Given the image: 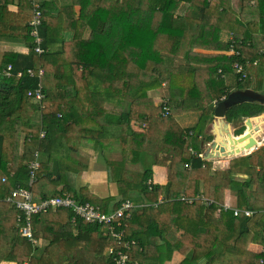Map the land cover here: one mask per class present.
<instances>
[{
    "label": "trees",
    "instance_id": "obj_1",
    "mask_svg": "<svg viewBox=\"0 0 264 264\" xmlns=\"http://www.w3.org/2000/svg\"><path fill=\"white\" fill-rule=\"evenodd\" d=\"M51 1H56V24L44 17ZM136 2L40 1L43 53L35 50L31 36L32 0L0 3V42L24 45V50L0 46V264H116L112 255L104 259L110 241L105 225L75 218L65 209L50 210L31 219L34 244L17 228L21 212L7 201L16 188L28 187L30 156L39 150L28 137L39 138L45 130L46 139L58 144L81 119L99 127L93 136L97 149L102 138H118L124 153V167L116 175L118 195L82 194L74 184V167L42 153L35 187L48 197L70 193L106 213L126 200L135 203L126 239L137 244L126 250L128 264H264V252L255 249L264 247V143L223 167L190 150H202L216 100L234 90L264 93V54L230 52L232 44L264 47V0H240L238 8L235 0ZM39 84L44 98L28 103V92ZM156 88L184 112L198 113L197 123L183 128L176 117L164 116L165 99L157 105L150 94ZM109 102L119 113L107 110ZM261 113L264 105L246 102L226 115L236 122ZM131 121L148 122L150 130L133 131ZM108 126L118 131L109 134ZM136 163L144 165L142 170L129 173L125 166ZM152 166L166 170L164 182ZM202 195L254 214L235 216L222 209L213 222L215 206L206 205L198 198ZM160 196L166 201L159 203ZM8 226L16 227L13 237L5 235Z\"/></svg>",
    "mask_w": 264,
    "mask_h": 264
},
{
    "label": "built area",
    "instance_id": "obj_2",
    "mask_svg": "<svg viewBox=\"0 0 264 264\" xmlns=\"http://www.w3.org/2000/svg\"><path fill=\"white\" fill-rule=\"evenodd\" d=\"M32 2L35 6V17L30 22L31 36L34 38L37 44L35 50L38 53H43L44 51L40 47L43 43V38L40 36L39 30L42 24L41 11L39 10L40 0H32ZM230 52H236L237 54L244 56L242 49L239 45L232 44ZM256 53L264 54V47L257 49ZM235 66L238 72L242 71V66L239 63H236ZM11 68L12 67L9 66L8 70L4 72L7 76H10ZM30 73L31 75L34 74L32 70H30ZM18 75L20 76L22 75V73H18ZM26 98L28 101H32V98L42 100L44 98L42 85L39 84L37 88L30 90ZM221 99L216 100V104L219 103ZM170 103V100H168V102H164L163 115L166 117L173 115V111L170 108ZM58 116L60 117L61 115ZM143 129L145 128H142V130ZM190 133H192V131ZM201 139L203 140V137ZM27 143H36L39 149L30 156V179L28 182V187L16 188L7 198V201L14 204L15 207L21 212V215H19L18 218L19 223L17 225V228L20 230L22 235L26 236L34 244H38V241L33 237V230L31 224L32 217L34 215L47 213L50 210L65 209L70 211L75 218H81L86 222L92 224L105 225L106 230L104 231V234L109 238L110 241H112V239L114 241L113 245L108 246L109 254L112 255L113 260L116 262V264H128L129 255L126 250H129L132 244H137L134 240L126 239V228L130 223L131 217L130 210L135 205V203H133L131 200H126L122 203L119 209L111 213H106L102 211L100 206L92 203L89 200L83 201L77 199L73 197L70 193H64L60 196L55 197H48L45 193L40 192L35 187V184L37 182V173L41 165L40 154L42 153V146L46 143V131H43L39 138H34L33 136L28 137ZM262 144L263 142L257 145L256 147L250 149L248 152L257 149ZM190 150L194 154V156L203 158V147L200 151H194L192 148H190ZM187 167H190V165L187 164ZM198 198L204 201L208 206L219 205L218 202L208 199L203 195L198 196ZM183 199H185V197H183ZM193 199L194 198H187L188 202H192ZM165 201L166 199L164 196L159 197V203H163ZM221 206L225 211L232 210L235 216L243 215L246 217H250L254 214L252 210L248 209H239L231 207L227 204H223ZM255 249L257 251L264 252V247H256Z\"/></svg>",
    "mask_w": 264,
    "mask_h": 264
},
{
    "label": "crops",
    "instance_id": "obj_3",
    "mask_svg": "<svg viewBox=\"0 0 264 264\" xmlns=\"http://www.w3.org/2000/svg\"><path fill=\"white\" fill-rule=\"evenodd\" d=\"M72 1L76 6L80 4V0ZM3 2L4 0H0V3ZM49 10V15L44 17H47L50 22L56 24V1L49 2ZM69 35V33L66 34V37ZM6 43L7 42H0V46H4L3 44ZM6 45H12L24 50L23 43L8 42ZM53 47L56 51V43ZM240 47L242 52L245 48H249L252 51L257 50L254 47ZM253 55H250L249 57ZM114 113H119V110H115ZM60 117H62V115ZM130 127L133 130L134 125ZM98 128L99 127H97L96 124L81 119L80 125H74L68 130V136L63 133L61 134L58 144H51L47 140V142L42 146V154L58 155L66 160L65 164L74 167L72 170L74 184L77 190H81L80 192L82 194L86 195V193L90 191L100 198L117 196L119 189L116 183V175L124 167V161L118 159V156L121 155V145L118 142L117 136L113 139L102 138L100 142L102 149H97V143L93 142V136L95 134V130ZM116 131H118V129L114 126H108L105 129V132H109V134H113ZM69 146L71 147V150H69ZM83 157H86V159H83ZM92 158H94V160H92ZM226 162L227 161H223L221 166H218L215 163V167H223L226 165ZM114 164H122V166L121 168H115ZM133 166L134 164H127L125 167L126 170L131 173L134 172L131 169ZM92 171L96 172V174L101 178L102 182L100 185H93L90 180L78 177L79 172L87 175V172L91 174ZM157 171L158 172L156 174L158 179L164 182L167 178L166 170L164 168H159ZM128 176L130 177V174ZM132 195H135V193ZM15 232L16 227L11 229L12 236Z\"/></svg>",
    "mask_w": 264,
    "mask_h": 264
},
{
    "label": "water",
    "instance_id": "obj_4",
    "mask_svg": "<svg viewBox=\"0 0 264 264\" xmlns=\"http://www.w3.org/2000/svg\"><path fill=\"white\" fill-rule=\"evenodd\" d=\"M246 102L264 105V93L254 90H234L216 104L212 120L204 130V136L212 141L203 147L204 161H226L243 155L264 141V113L230 122L228 110ZM244 133L237 136V132Z\"/></svg>",
    "mask_w": 264,
    "mask_h": 264
},
{
    "label": "rangeland",
    "instance_id": "obj_5",
    "mask_svg": "<svg viewBox=\"0 0 264 264\" xmlns=\"http://www.w3.org/2000/svg\"><path fill=\"white\" fill-rule=\"evenodd\" d=\"M40 1H42V0H40ZM140 2H141V0H137L136 5H138ZM235 4L237 6L236 8H238L239 7V4H240V0H235ZM255 53H256L255 50L252 51L249 48L243 49V54H244L245 57H249L250 55H253ZM40 73L43 74L42 71ZM135 82L138 83V78L135 79ZM71 92H72V94H75V91H74V89L72 87H71ZM150 94L154 95V101H155V103L157 105L161 104V102L164 101V99H165L166 102H168V100H170L169 96L166 95V92L163 89L156 88V89L152 90V92H150ZM81 97H82L83 100H87L89 98V95H83ZM32 99H33L32 101H28L27 100V102L28 103H31V102L39 103L41 101V100H37L35 98H32ZM129 104L130 103L126 101L125 109L127 108V106ZM162 104H164V103L162 102ZM106 108H107V110L109 112H112V113H114L115 110L118 111V109H116L114 107L113 102L107 103L106 104ZM170 108L173 111V115H171V116L176 117V119L181 123V125L183 126V128L192 127V126H194L197 123V121H198V113H186L180 107L175 106L173 103H170ZM145 120H147V118ZM133 125H134V127H133V130L134 131H142V128H145L147 130V132L150 130V123H148V122H142V123H140V122H132L131 121L130 122V126H133ZM43 131H45V130H42L41 133ZM211 141H212V139L210 140L209 137L205 138V136L203 134V140L201 139V145H202V147H206L207 145H209V143ZM46 142H47V139H46ZM263 143H264V141H263ZM120 153H121V155L118 156V159L123 161L124 153H122V152H120ZM145 156H147V157H149L151 159L152 154H151V152H149V153L146 152L145 153ZM83 159H86V157H83ZM92 160H94V158H92ZM215 163H216V165L221 166L222 163H223V161H215ZM147 164L148 163H146V165ZM143 166H142L141 163H136V164H134L133 167H131V169L134 172H137L139 170H142ZM148 167L151 168V165H149ZM152 168H153L154 171L159 169V168H156L155 166H152ZM78 177L79 178H84L85 180L86 179L90 180L93 185H96V184L100 185L101 182H102L101 181V178L94 171H92L91 174H89L87 172V175H85L84 173H80L79 172L78 173ZM129 178L131 179L132 178V175H130ZM222 209L223 208H222L221 205H216L212 210H210V218H211V220L213 222H216V221H218L221 218ZM11 229H12V226L6 227V229H5V235L12 236ZM113 242H114L113 239H112V241H109V245H113L114 244ZM109 256H110V254L107 251V254L104 256V259H108Z\"/></svg>",
    "mask_w": 264,
    "mask_h": 264
}]
</instances>
